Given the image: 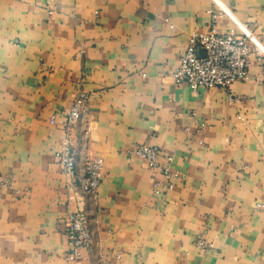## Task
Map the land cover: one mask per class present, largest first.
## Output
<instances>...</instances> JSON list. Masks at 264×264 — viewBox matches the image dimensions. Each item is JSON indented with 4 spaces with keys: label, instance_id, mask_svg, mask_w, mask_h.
<instances>
[{
    "label": "crops",
    "instance_id": "crops-1",
    "mask_svg": "<svg viewBox=\"0 0 264 264\" xmlns=\"http://www.w3.org/2000/svg\"><path fill=\"white\" fill-rule=\"evenodd\" d=\"M215 1L232 17L218 31H249L261 52L238 102L171 79ZM81 93L72 178L55 152ZM136 144L174 156V189L153 191ZM94 156L96 197L80 187ZM0 175V264H73L66 221L82 208L94 241L77 264H264V0H0Z\"/></svg>",
    "mask_w": 264,
    "mask_h": 264
},
{
    "label": "built area",
    "instance_id": "built-area-1",
    "mask_svg": "<svg viewBox=\"0 0 264 264\" xmlns=\"http://www.w3.org/2000/svg\"><path fill=\"white\" fill-rule=\"evenodd\" d=\"M217 9H212V25L205 32H193L187 47L180 57L179 66L172 72L171 79L176 84H187L196 92L199 88L217 87L226 91L232 102L240 101L233 90L236 81H245L250 78L249 68L252 63L253 53L261 54L257 39L251 32H238L235 27H229L226 32H219L216 24L220 17L226 15L232 18L218 2ZM248 30V25L243 24ZM87 94L81 93L74 96L65 122L66 132L62 141V148L55 152V157L62 172L72 178L76 176V157L71 142L70 128L79 121L86 104ZM54 122V117L51 118ZM205 131V126L201 128ZM133 153L141 157L151 169L159 171L162 181L155 180L152 189L155 193L172 190L180 174L172 170L174 156L163 154L157 145L136 144ZM164 155V163L160 157ZM104 159L100 156L88 158L84 162L85 180L81 183V191L85 195L97 196L99 185L103 178ZM9 179L0 175V193L7 186ZM255 209L264 211V202L257 201ZM67 244L69 251L67 260L77 264L84 252L90 251L93 246L94 233L90 218L85 208L69 213L66 221ZM196 246L203 252L209 253L214 249V243L198 235Z\"/></svg>",
    "mask_w": 264,
    "mask_h": 264
}]
</instances>
